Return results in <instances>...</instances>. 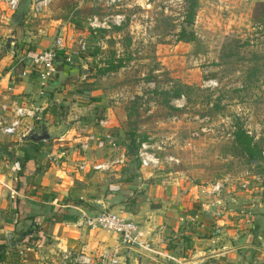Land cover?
<instances>
[{
	"label": "rangeland",
	"instance_id": "374dc122",
	"mask_svg": "<svg viewBox=\"0 0 264 264\" xmlns=\"http://www.w3.org/2000/svg\"><path fill=\"white\" fill-rule=\"evenodd\" d=\"M29 2L19 0L0 23V58L47 48L57 37L83 52L72 64L73 73L57 78V90L66 84L69 93H78L75 102L88 108V114L76 113L65 121L106 120L116 142L112 152L125 157L118 178L137 171L136 149L144 142L156 159L154 166L144 168L151 182L195 185L204 196L238 206L239 215L263 224L264 17L255 5L258 1L196 0L189 24L183 21L186 0H49L34 13L28 10ZM182 26L193 40H176ZM72 39L81 40L74 47ZM116 61L120 67L101 72ZM54 62L55 68L65 63L61 57ZM63 120L59 117L58 122ZM235 125L251 137L257 159H248L234 142ZM129 137L134 144L139 140L134 153L125 152ZM30 143L16 140L4 155L14 156V149L25 153ZM214 183L219 189L206 191ZM139 194L134 192L133 198ZM106 195L102 191L101 200Z\"/></svg>",
	"mask_w": 264,
	"mask_h": 264
},
{
	"label": "crops",
	"instance_id": "0c3cea01",
	"mask_svg": "<svg viewBox=\"0 0 264 264\" xmlns=\"http://www.w3.org/2000/svg\"><path fill=\"white\" fill-rule=\"evenodd\" d=\"M8 16L0 11V23ZM61 39L62 47L56 57H61L65 63L55 68L56 76L47 81L41 95L34 75L16 76L27 60L25 57L44 48L24 51L21 57L15 54V59L12 54L0 58V90L12 78V94L16 100L20 98L23 103L44 106L41 120L34 125L35 131L44 128L47 134V138L34 142V148L31 146L25 153L14 149V156L7 158L4 153L16 139L7 137L1 141L0 243L3 247L0 264H82L77 260L79 255L96 264H264V233L261 232L264 222L258 224L252 218L239 215L240 207H232L226 201L220 204L214 196L201 194L195 185L181 187L162 181L151 182L148 169L133 170L129 178L122 180L118 178L122 172L117 169L125 157L121 153L114 154V149L99 145L96 124L81 120L74 131H66L69 128L66 121L76 117V113L88 114V108L78 107L74 97L79 94L69 93L66 84H62L64 90H57L61 87L57 78L67 71L72 74V64L76 65L83 55V52L73 50L70 42ZM80 40L70 41H74L75 47ZM64 110L65 113L60 115ZM57 115L66 121L59 123ZM107 128L110 131L108 125ZM56 138L63 139L67 147L59 163L52 165L44 161L42 153L56 151ZM83 141H86V149L76 152L75 144ZM104 149L107 154L102 156ZM15 159L21 173L17 186L22 189V192L18 191L21 194L17 199L15 181L18 173L12 175L1 165L3 160L8 163ZM82 159L94 163L110 161L111 164L109 169L102 171L86 170L85 166L77 169ZM104 190L107 195L101 200L100 193ZM134 192H140V197L133 198ZM78 199L87 203L77 202ZM92 200L104 201L105 209L135 221L142 233L143 246L123 244L114 234L76 225L78 210L84 212L83 206L89 208L88 202ZM89 206V211H97ZM22 211L24 215L36 217L35 246L19 255L17 251L24 242L18 240V230L27 222L18 217Z\"/></svg>",
	"mask_w": 264,
	"mask_h": 264
},
{
	"label": "built area",
	"instance_id": "2783aa9c",
	"mask_svg": "<svg viewBox=\"0 0 264 264\" xmlns=\"http://www.w3.org/2000/svg\"><path fill=\"white\" fill-rule=\"evenodd\" d=\"M19 0H0V11L6 15H10L17 8ZM49 0H30L28 4V10L34 13L38 9L45 7ZM61 37H57L53 40L52 44L44 48L29 57H25L27 60L22 64L21 70L18 72L19 76L34 75L37 83L38 94L43 93V88L45 87L47 81H50L55 73V63L57 52L62 47ZM79 48L82 49V43L79 44ZM21 60V59H20ZM13 77V76H12ZM10 78V77H9ZM12 79V78H10ZM10 79L7 81L6 85L2 90H0V149L1 141L7 137H15L16 140H20L23 136L35 132L34 123L38 124L41 120V115L44 110V106L27 104L19 98L13 97L12 90L14 86ZM79 121L74 120L72 124H68L69 128L67 131H74L75 127L79 126ZM105 119L97 118L95 123L100 127V133L96 135V141L99 144H103L107 148L114 149L116 147L115 138L107 128ZM71 125V126H70ZM56 151H47L44 153V158L48 160L49 164L56 165L59 160L63 158L64 152L67 146L63 143V139H55ZM76 152H83L87 145L86 141L78 142L75 144ZM145 143L140 142L139 147L136 149V157L138 159L139 168H151L154 166L156 159L151 153L145 150ZM111 162L108 163H94L85 162L83 159L80 160L77 169H82L85 166L86 170H107ZM1 165L8 169L9 173L16 175L20 170L19 162L15 160L8 161V163L1 162ZM220 185L214 183L206 188V191L211 193L216 192ZM76 225L83 226L91 230H102L109 234H114L117 236L119 241L123 244L143 246L142 233L139 225L128 218H123L119 213L112 212L107 209L97 210L94 213L86 214L85 212H79V218L76 221ZM34 233L33 231L30 235L28 241L24 242L20 249L17 251L19 255L26 251H30L34 243ZM77 260L82 264H96L95 261L89 258L79 255ZM113 262V261H111Z\"/></svg>",
	"mask_w": 264,
	"mask_h": 264
},
{
	"label": "trees",
	"instance_id": "16d2710c",
	"mask_svg": "<svg viewBox=\"0 0 264 264\" xmlns=\"http://www.w3.org/2000/svg\"><path fill=\"white\" fill-rule=\"evenodd\" d=\"M187 1V12L184 16V23L185 24H189L191 23L192 20V16L194 14V9L196 6V0H186ZM256 7L259 8V15L261 17H264V1H258L256 2ZM19 15V14H17ZM14 18L16 20H18V16H14ZM115 29H118V27L113 26ZM176 40L178 41H182V42H188L193 40V34L189 31L186 30V28L184 26H182L180 28V30L177 32L176 34ZM120 61H116L113 64H109L106 65L105 68H103V71H108V70H113L115 68H118L121 66ZM178 93L177 92H173V96H176ZM233 139L234 142L240 147L241 151L246 155V157L248 159H257L259 157V152L255 149L254 144L251 142V137L238 125H235V128L233 130ZM134 139L132 137H129L128 142H127V146H126V151L125 152H130V153H134L135 152V148L137 146V143H139V140H136L135 144H134ZM30 145L34 148V142H31ZM23 160L27 159L26 154L23 155ZM16 181H15V199H17V197L19 196L18 193L22 192V189H20L17 185L20 181V177H21V173L20 170L16 176ZM18 187V188H17ZM89 208H91L88 205ZM16 211L17 208H16ZM26 211V210H24ZM24 211H22L18 217H20L21 219H27L26 223L22 224V227L18 230V237H19V241L22 242H26L29 240L30 235L32 233V231H36V228L34 226V222L36 221V217L33 214H29V215H24ZM39 233V232H38ZM3 247V245L0 243V249Z\"/></svg>",
	"mask_w": 264,
	"mask_h": 264
},
{
	"label": "water",
	"instance_id": "95a60500",
	"mask_svg": "<svg viewBox=\"0 0 264 264\" xmlns=\"http://www.w3.org/2000/svg\"><path fill=\"white\" fill-rule=\"evenodd\" d=\"M45 138H47V134L45 133L44 128H40L38 133L27 134V135L23 136L21 138V140H28L30 142H37V141H40V140L45 139ZM88 203H89V205L97 208V210L104 209L106 206V203L104 201L92 200V201H89Z\"/></svg>",
	"mask_w": 264,
	"mask_h": 264
}]
</instances>
